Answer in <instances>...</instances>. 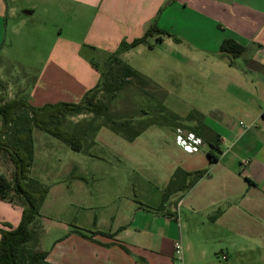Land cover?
Returning a JSON list of instances; mask_svg holds the SVG:
<instances>
[{
	"label": "crops",
	"instance_id": "1",
	"mask_svg": "<svg viewBox=\"0 0 264 264\" xmlns=\"http://www.w3.org/2000/svg\"><path fill=\"white\" fill-rule=\"evenodd\" d=\"M20 1L0 0V35L4 20L8 23L20 12L32 17L39 7L46 14L59 9L76 25L90 19L81 44L65 43L58 33L46 72L54 65L50 59L56 50L59 58L72 46L77 53L88 48L89 62L101 65L122 41L144 37L152 25L172 35L159 44L174 51L175 36L187 39L193 51L186 60L198 77L192 78V88L207 91L202 101L207 109L196 111L204 122H212L208 127L221 138L216 161L208 155L196 158L200 151H184L166 186L177 168L207 172L189 192L177 197L171 209L159 212L127 205L121 215L104 218V227L80 225L83 231L99 232L92 240L70 228H48L44 234L39 216L32 227L33 237L35 232L38 237L35 251L47 252L50 264H176L174 246L180 242L184 264H264V0H39L19 9ZM163 23L176 29L163 28ZM225 40L246 51L239 56L222 53ZM184 57L175 51L176 64H182ZM87 63L82 80H74V100L60 102L79 103L99 82L100 70L95 72ZM79 71L75 69L70 77L81 75ZM43 76L27 97L34 107L43 104L33 97L39 84L47 85ZM47 102L60 103L49 98ZM204 145L208 154L211 147L206 141ZM0 166V175L10 178L14 166L7 172ZM33 172L32 165V179ZM22 212V206L0 200V230L4 224L17 227ZM98 223L102 221L97 218L94 224Z\"/></svg>",
	"mask_w": 264,
	"mask_h": 264
},
{
	"label": "rangeland",
	"instance_id": "2",
	"mask_svg": "<svg viewBox=\"0 0 264 264\" xmlns=\"http://www.w3.org/2000/svg\"><path fill=\"white\" fill-rule=\"evenodd\" d=\"M35 3L40 1L23 0L17 7L22 9L23 6ZM71 19V16L59 9H53L52 13L46 14L39 7L32 17L20 12L16 19L8 23L6 20L2 22L0 97L27 98L44 73L43 80L47 85L44 88L39 84L40 89L33 96L37 102L43 103L41 106L53 103L47 102L48 98L55 102L74 100L71 95L74 80H82L81 76L87 70L85 62L96 72L94 61L89 62V53L92 51L86 48L77 53L72 46L63 57L57 58L56 50L50 59L54 65L45 71L58 33L61 32V38L65 40L63 42L68 43L70 40L72 45L78 41L81 44L86 39L85 31L90 19L77 25L70 23ZM172 21L173 19L169 23ZM161 26L173 31L176 29L173 24L163 23ZM154 35L132 49L128 55L121 57L156 86L148 85L144 92L136 84L130 85L117 94L112 110L121 119L136 114L134 123L137 125L140 120L167 116L165 113L159 115L160 106L163 105L166 113L179 116L181 125L173 124L172 120L164 127L154 125L129 142L105 126L92 135L91 131L103 124V119H95L89 114L68 117L64 124L65 129L87 133L82 152L73 151L59 139L35 128L34 176L31 174V177L48 189L39 217L44 234L48 228H70L75 231L80 230V225L104 227V218L121 215L127 205L128 208L135 205L136 209L140 206L158 209L161 205L165 181H168L169 174L185 156L183 148L177 143V131L181 129L193 133L185 127L192 126L186 117L193 114L196 118L195 111L200 108L207 109L208 106L202 104L207 98V91L192 88V78L198 80V77L195 72L192 73L191 63L186 60L193 51L191 42L178 36L175 37L181 40L180 43L172 39L176 44L175 51L185 56L182 64L178 65L173 48L160 45L157 42L158 35ZM78 68L81 75L70 77ZM204 123L207 126L212 124L210 121ZM1 126L0 119V128ZM6 140L9 144L13 141L10 136ZM12 145L14 146L13 143ZM208 148V145L202 146L196 158L201 155L206 157ZM0 163L5 172L8 171L7 167H13L5 153H0ZM178 196L172 197L164 209H171ZM16 201L20 203L19 200ZM97 218L102 224H94ZM36 235L35 232V236L26 246L29 253L36 250ZM47 238L49 240L50 236ZM45 243L47 244L46 241L41 243V247Z\"/></svg>",
	"mask_w": 264,
	"mask_h": 264
},
{
	"label": "trees",
	"instance_id": "3",
	"mask_svg": "<svg viewBox=\"0 0 264 264\" xmlns=\"http://www.w3.org/2000/svg\"><path fill=\"white\" fill-rule=\"evenodd\" d=\"M157 34V42H162L164 37H172L168 32L159 30L152 26L146 35L132 42L122 41L118 50L109 55L105 61L94 66L100 70L99 82L89 91L79 103L60 102L46 104L42 107L32 106L27 98L19 97L7 100L0 97V153H5L14 166L11 179L6 175H0V200L8 203H16L23 207L21 222L17 227L4 224L0 230V264H50L46 262L47 252H28L27 244L33 238V226L36 225L40 216L42 203L46 199L48 189L38 181L30 178V169L34 162V138L35 128H39L49 135L67 144L73 151L82 152L87 133L81 134L71 132L64 128L68 117L93 115L95 119H103V124L94 128L92 135L98 133L100 127H108L115 134L125 140L132 142L151 126L164 127L165 124L179 123L180 118L174 114L166 113V108L160 106V116L149 120H140L135 125L136 114L129 117L118 118L112 105L119 92L132 84H136L146 92V86H156L152 80L143 75L122 59V55L137 46L143 44L148 37ZM178 43L179 38H174ZM221 52L233 56L242 55L246 48L234 42L225 40L221 46ZM186 117L192 126L188 125L191 132L195 133L206 141L211 150L208 157L211 161L218 160L215 151H219L220 136L204 123V116L195 111ZM147 115L148 112H145ZM10 136L14 146L9 144L6 137ZM206 170L189 172L177 168L170 181L164 189L163 198L158 211H162L170 199L181 194L183 197L189 192L206 174ZM18 201V202H19ZM77 234L90 240L99 232L75 230ZM103 234V233H102ZM105 234V233H104Z\"/></svg>",
	"mask_w": 264,
	"mask_h": 264
},
{
	"label": "built area",
	"instance_id": "4",
	"mask_svg": "<svg viewBox=\"0 0 264 264\" xmlns=\"http://www.w3.org/2000/svg\"><path fill=\"white\" fill-rule=\"evenodd\" d=\"M177 143L183 148V150L189 154H195L199 152L204 146L202 138L198 137L194 133L184 132L179 129L177 131ZM248 162H246L247 164ZM184 249L180 242H176L174 246V255L176 258V264H184Z\"/></svg>",
	"mask_w": 264,
	"mask_h": 264
}]
</instances>
